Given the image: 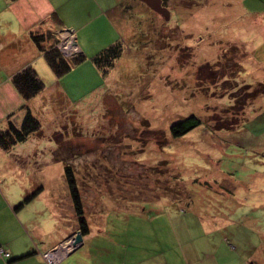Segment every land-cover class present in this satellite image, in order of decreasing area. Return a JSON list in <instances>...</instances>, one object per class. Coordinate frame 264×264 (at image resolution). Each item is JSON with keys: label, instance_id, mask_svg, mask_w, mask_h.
<instances>
[{"label": "rangeland", "instance_id": "rangeland-1", "mask_svg": "<svg viewBox=\"0 0 264 264\" xmlns=\"http://www.w3.org/2000/svg\"><path fill=\"white\" fill-rule=\"evenodd\" d=\"M129 4L131 34L117 24L122 53L107 73L93 58L108 46L94 39L69 73L41 77L68 100L39 108L40 133L0 156V190L35 193L65 213L74 233L48 251L70 241L58 264H264V140L252 123L260 112L264 129V94L250 95L248 12L236 0H168L166 21ZM190 116L199 125L172 137Z\"/></svg>", "mask_w": 264, "mask_h": 264}, {"label": "crops", "instance_id": "crops-1", "mask_svg": "<svg viewBox=\"0 0 264 264\" xmlns=\"http://www.w3.org/2000/svg\"><path fill=\"white\" fill-rule=\"evenodd\" d=\"M163 1L164 4L168 2ZM236 3L248 12L247 21L255 28V31H248L254 83L264 82V0H239V4L236 0ZM131 9L129 0H0V121L5 123L9 115L18 114L24 104L11 84L14 74L32 66L40 78L49 73L57 78L43 52L32 40L31 33L52 31L57 39L59 30H72L76 44L84 55L88 52L86 42L91 40L95 39L107 46L120 41L118 25H122L121 37L130 36L131 27L126 16ZM53 14H56L59 21L51 20ZM50 42L47 40L43 45L48 46ZM51 92L53 90L44 89L28 102L31 112L38 119L39 108L46 111L50 102H66L67 97L63 91L56 90L54 96H50ZM260 103L264 104V99ZM259 113L252 121L255 131L253 136L257 133L258 141L264 140ZM8 151L0 148V156H7ZM14 167H11L12 173ZM28 184H31L30 188H40L42 193L46 189L36 183ZM25 196L21 197L19 192L9 199L0 190V247L10 255L9 258H0V264H48L42 255L74 233L73 227L70 232L67 229L65 213L61 214L58 210L52 212V203L47 198L40 197V200L32 197L19 207L21 202H16Z\"/></svg>", "mask_w": 264, "mask_h": 264}, {"label": "trees", "instance_id": "trees-1", "mask_svg": "<svg viewBox=\"0 0 264 264\" xmlns=\"http://www.w3.org/2000/svg\"><path fill=\"white\" fill-rule=\"evenodd\" d=\"M51 20L53 22L59 21L56 14L51 16ZM31 38L38 49L43 52L48 66L57 78H61L69 73L75 65L81 63L85 59V56L81 53L73 59H67L57 49V39L52 31H47L42 34L31 33ZM47 40L51 42L48 46H44L43 43ZM121 53L122 42L116 41L94 56V64L105 74L113 67L115 60L120 57ZM11 84L23 99L24 104L20 108L18 114L9 115L5 123L0 121V148L4 151H8L18 143L26 141L31 135L39 132L41 128L40 121L33 115L28 106V102L41 93L45 87L36 70L32 66L25 67L11 77ZM246 86L249 88L251 87L250 85ZM251 93L250 95L253 97L264 94V83H258ZM199 123L200 121L195 116L187 117L172 124L170 126V133L174 138L183 137L196 128ZM65 178L67 180L74 211L78 217L79 228L81 230L80 233L86 235L88 233V228L83 217L82 201L77 188L74 171L69 165L65 166ZM34 194L35 193L31 196H25L23 201L19 204V207L29 202Z\"/></svg>", "mask_w": 264, "mask_h": 264}, {"label": "built area", "instance_id": "built-area-1", "mask_svg": "<svg viewBox=\"0 0 264 264\" xmlns=\"http://www.w3.org/2000/svg\"><path fill=\"white\" fill-rule=\"evenodd\" d=\"M57 49L67 58L73 59L80 55V50L76 44L74 33L72 30H59L57 32ZM70 241H66L60 244L57 248L54 249L51 253H45L43 258L48 264H58L62 259L68 255V248ZM9 253L3 250L0 247V258H9Z\"/></svg>", "mask_w": 264, "mask_h": 264}, {"label": "water", "instance_id": "water-1", "mask_svg": "<svg viewBox=\"0 0 264 264\" xmlns=\"http://www.w3.org/2000/svg\"><path fill=\"white\" fill-rule=\"evenodd\" d=\"M140 1L146 4L151 10L161 15L166 21L169 20V11L166 7L162 5V0H140ZM82 244H83V238L81 234L78 232L77 235L75 236V242L73 244L74 249L71 253H73L77 248L82 246Z\"/></svg>", "mask_w": 264, "mask_h": 264}, {"label": "flooded vegetation", "instance_id": "flooded-vegetation-1", "mask_svg": "<svg viewBox=\"0 0 264 264\" xmlns=\"http://www.w3.org/2000/svg\"><path fill=\"white\" fill-rule=\"evenodd\" d=\"M162 5L165 7L164 1L162 0Z\"/></svg>", "mask_w": 264, "mask_h": 264}]
</instances>
